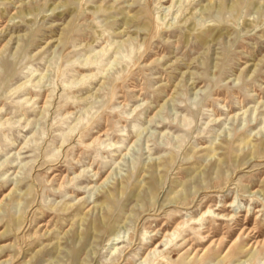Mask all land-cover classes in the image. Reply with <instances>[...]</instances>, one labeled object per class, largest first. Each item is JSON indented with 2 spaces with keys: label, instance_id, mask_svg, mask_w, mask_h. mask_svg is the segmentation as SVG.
Returning <instances> with one entry per match:
<instances>
[{
  "label": "rangeland",
  "instance_id": "1",
  "mask_svg": "<svg viewBox=\"0 0 264 264\" xmlns=\"http://www.w3.org/2000/svg\"><path fill=\"white\" fill-rule=\"evenodd\" d=\"M0 264H264V0H0Z\"/></svg>",
  "mask_w": 264,
  "mask_h": 264
},
{
  "label": "bare ground",
  "instance_id": "2",
  "mask_svg": "<svg viewBox=\"0 0 264 264\" xmlns=\"http://www.w3.org/2000/svg\"><path fill=\"white\" fill-rule=\"evenodd\" d=\"M114 233V232H113ZM117 233V232H116ZM114 235V234H113ZM116 237V236H115Z\"/></svg>",
  "mask_w": 264,
  "mask_h": 264
}]
</instances>
